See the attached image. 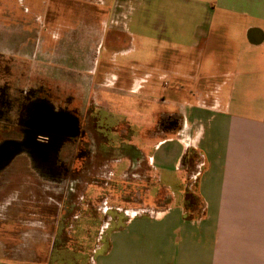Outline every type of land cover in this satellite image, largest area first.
I'll list each match as a JSON object with an SVG mask.
<instances>
[{
	"label": "crops",
	"instance_id": "obj_1",
	"mask_svg": "<svg viewBox=\"0 0 264 264\" xmlns=\"http://www.w3.org/2000/svg\"><path fill=\"white\" fill-rule=\"evenodd\" d=\"M177 1L194 6L180 16L178 40L167 46L170 63L159 75L167 85L154 91L152 73L121 70L102 72L96 82L99 110L153 121L128 122L136 154L127 168L145 164L144 173L130 170V180L143 183L148 201L119 206L107 197L99 211L108 219L84 264H264V0ZM138 4L114 18L129 37ZM118 98L132 101L122 106ZM157 115L167 121L159 131ZM191 153L199 157L192 171ZM128 172L103 179L125 180ZM34 227L44 233L40 222ZM56 227L48 261L57 252Z\"/></svg>",
	"mask_w": 264,
	"mask_h": 264
},
{
	"label": "rangeland",
	"instance_id": "obj_2",
	"mask_svg": "<svg viewBox=\"0 0 264 264\" xmlns=\"http://www.w3.org/2000/svg\"><path fill=\"white\" fill-rule=\"evenodd\" d=\"M135 1L129 37L114 18L119 11L128 16ZM192 5L182 7L177 0H0V147L11 144L18 151L0 166V264H81V256L84 264L102 220L108 219L99 211L107 197L119 206L148 201L138 186L143 183L130 180V170L144 173L145 164L141 159L127 168L126 160L136 154L128 145V122L151 126L153 121L99 110L96 82L102 72H148L153 74L149 86L160 92L167 85L159 77L170 63L167 46L178 40L176 32L184 26L180 16ZM116 101L125 106L132 100ZM55 109L63 116L53 117ZM161 117H156L155 131ZM64 119L77 129L58 147L48 125ZM187 159L192 171L199 157L191 153ZM110 171H129V177L103 179ZM37 222L44 235L34 227ZM55 226L58 254L48 261ZM38 238L46 243H37Z\"/></svg>",
	"mask_w": 264,
	"mask_h": 264
},
{
	"label": "flooded vegetation",
	"instance_id": "obj_3",
	"mask_svg": "<svg viewBox=\"0 0 264 264\" xmlns=\"http://www.w3.org/2000/svg\"><path fill=\"white\" fill-rule=\"evenodd\" d=\"M116 39L119 40L120 38L118 37ZM54 111H57V110L55 109ZM52 116L55 117V118H59L60 116H63V115L60 114L59 111H57V112H53ZM70 121H71V119H70ZM166 123H167L166 119L165 118L162 119V123L161 124H166ZM73 125L74 124H69L67 122V120H65V119L61 123H56L55 122L53 125L49 124L48 126L52 129V131L50 130V132H52V134H49V136H51V138L53 139L52 143H56L57 142V146L59 147L60 145L65 143L66 140H68L67 139L68 137L74 136L73 132H76L77 128L74 127L75 125L74 126ZM38 126H39V123H38ZM35 129H37V126H33L32 131H34ZM38 129H40V128H38ZM39 139H42V138L39 137ZM18 144H19V147H20L21 146L20 144H22V142L19 141ZM18 144H17V147H18ZM19 150H20L19 152H22L21 148ZM45 157H47V156H45ZM52 159H53V157H52ZM0 161H1V159H0ZM50 174H54L56 177L63 175L60 172H52Z\"/></svg>",
	"mask_w": 264,
	"mask_h": 264
},
{
	"label": "water",
	"instance_id": "obj_4",
	"mask_svg": "<svg viewBox=\"0 0 264 264\" xmlns=\"http://www.w3.org/2000/svg\"><path fill=\"white\" fill-rule=\"evenodd\" d=\"M252 32L253 30H251L249 34ZM17 152H18L17 148H13L11 144H4L3 146H1L0 147V159H1L0 166H5L7 163H9Z\"/></svg>",
	"mask_w": 264,
	"mask_h": 264
}]
</instances>
